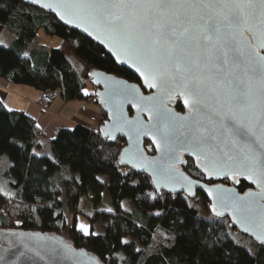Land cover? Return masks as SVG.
Wrapping results in <instances>:
<instances>
[{"label":"snow or ice","instance_id":"snow-or-ice-1","mask_svg":"<svg viewBox=\"0 0 264 264\" xmlns=\"http://www.w3.org/2000/svg\"><path fill=\"white\" fill-rule=\"evenodd\" d=\"M30 3L82 29L107 48L118 63L127 64L138 74L139 85L104 78L105 106H110L113 122L107 130L102 127L99 131L111 141H116V133L126 134L135 151L124 148L121 155L129 154L131 160L139 161L134 166L150 169L158 188L179 183L191 192L193 182L175 167L183 153L193 155L197 167L210 178L223 177L237 184L247 180L255 185L258 191L249 187L243 195L221 188L215 193L207 188L204 191L215 197L211 210L217 214L230 210L232 223L249 234L254 247L264 251V0ZM3 58L0 54V60ZM144 89L151 91L145 94ZM125 103L138 113H146L147 121L139 116L128 119ZM73 135L74 130H68L69 144ZM144 136L161 153L159 160L148 159L141 151L139 141ZM70 227L86 237L96 236L84 224ZM202 227H194L193 235ZM11 235L40 260L75 255L71 245L54 238L49 242L50 238L36 233ZM201 247L207 249L209 245ZM213 250L220 254L218 264H233L229 244ZM108 251H115V247ZM248 255L255 253L248 251ZM96 264L104 262L98 259Z\"/></svg>","mask_w":264,"mask_h":264},{"label":"trees","instance_id":"trees-1","mask_svg":"<svg viewBox=\"0 0 264 264\" xmlns=\"http://www.w3.org/2000/svg\"><path fill=\"white\" fill-rule=\"evenodd\" d=\"M3 30L13 40L9 48L0 46L4 54L0 79L40 93L37 104L42 110L56 97L65 102L94 100L90 72L140 84L101 48L27 0H0V33ZM39 33L59 40V45L41 44ZM86 89L93 95H84ZM99 120L101 129L106 122L102 112ZM68 130H74L70 144ZM124 146L123 140H108L82 125L56 129L46 140L34 119L9 111L0 100V166L4 157L8 161L0 172V229L54 237L66 232V244L86 250L104 264H218L220 254L213 249L223 244H229L233 264H264V251L237 232L229 216L215 217L201 192L195 191L193 198L157 193L147 176L125 168L119 160ZM144 148L148 155L154 154L149 142ZM183 171L206 185L214 184L191 160H186ZM220 184L232 186L228 180ZM235 188L242 194L249 187L241 182ZM104 193L112 212L98 210ZM83 200L86 212L81 210ZM80 221L100 233L86 237L70 227ZM196 226L203 227L193 235Z\"/></svg>","mask_w":264,"mask_h":264},{"label":"water","instance_id":"water-1","mask_svg":"<svg viewBox=\"0 0 264 264\" xmlns=\"http://www.w3.org/2000/svg\"><path fill=\"white\" fill-rule=\"evenodd\" d=\"M42 2H43V0H42ZM27 3L30 6H33L34 8H37V9H39V10H41V11H43V12H45V13L51 15V16H53L63 27H65V28H67V29H69V30H71L73 32H76V33H78L80 35H82L87 40H89L92 43H94L96 46L101 48L115 62L117 67L125 69L132 76H134L138 80V82L140 84H142V81L139 79L138 74L135 73V71L133 69L129 68L127 64L118 63L115 60V58L112 56V54L108 51V49L104 48V46L101 45L98 40H94L91 37H88L87 33L83 32L82 29H80V28H76L75 26L70 25V24H65L62 20L59 19L58 16H56L55 12H52L49 9L41 8L39 6V4L33 5V4L30 3V0H27ZM92 73L93 74L90 76V80H91V82L93 83V85H94V87L96 89L97 103L100 106L102 114L106 116V122L102 125V127L107 130L108 128H110V126H111L113 121L109 118L110 106H105L107 104V97H106L107 88L105 86V83L103 82L104 78L105 77H112V78H114L116 80H122V81H125V80L116 78L115 76L107 75V74L99 72V71H94ZM97 80H100L101 82L100 83H96L95 81H97ZM128 84H133V83H128ZM150 91L151 90L144 89L145 94H149ZM102 100L105 101V104L101 103ZM123 110H124L125 115L130 120L136 118L137 116H139V118L142 121H147V114L146 113H138L137 109L132 107L128 103H125L123 105ZM102 137L105 138L103 135H102ZM116 138L117 139H121V140L124 141V144H125L124 148H128L131 151H135L134 143L128 139V136L126 134H124V133H116ZM145 142H149L151 144V147L154 150V154L148 155L146 153L145 148H144V143ZM139 144H140L141 151L144 152L145 157H147L148 159H152V158H155L157 160L160 159L161 153H159V152H157L155 150V146L152 145L151 140L148 137H146V136L140 137ZM122 159H123V162H121ZM187 159H189L192 162H194L196 164V167H197L196 158L193 155H190L188 153H183L180 156V160H178L176 162L175 167L177 169H179V172L183 176L187 177L189 180H191L193 182V187H192L191 192H189V190L186 187L182 188L179 183L174 184V185L170 184L167 187H159L158 188L156 186V184H155V181H154V178L152 176V173H151L150 169H148V168H138V167L134 166V165H138L139 161L131 160L129 154H123V156H122L121 153H120V156H119L120 163L122 165H124L125 168H128L129 170H131V171H133V172H135L137 174H141V175L147 176L150 179L152 188L157 193L165 191V192H167L169 194H184V195H187L188 197L193 198L195 191H199L206 198V200L210 203V206L215 203V197L214 196H212V197L208 196L207 192L204 191L205 188L211 190L213 193H215L217 188L230 189V190H232L233 192H235L238 195H243V193L242 194L238 193L237 189L235 188V185L237 183H235L232 179H228V181H230L232 183V186H226V185L220 184V182L225 180L223 177L210 178L208 175H205L201 171V169L198 168V167H197V169L199 170L201 175L206 177L209 181H213L214 184L206 185V184H204L202 182H199V181L189 177L183 171V169L186 167V160ZM241 182H245L248 187L252 188L253 191H258V189L255 188V185L250 184L249 181L241 180ZM213 215L215 217H217V218H224L225 216H229L231 221L233 220L232 215H230V210H222V212L220 214H217V213L213 212ZM232 225H233V227L235 228V230L237 232H239L243 236H246V237H248V238H250L252 240V238L249 236V234L245 233L240 228V226L238 224H233L232 223ZM13 233H20V232L0 229V257L4 258L3 260H0V264H4L5 260H7L9 262V264H12V262H15V264H96V261L98 260L96 257L92 256L91 254H89L84 249H82V250L74 249L75 250V255L69 256V257H66V258L65 257L51 258V257L45 256L44 260H40L39 257L35 256L33 253L26 251L24 249V247L22 246V244L19 242V239L16 236L11 235ZM24 233H26V232H24ZM31 233H34V232H31ZM31 233H29V234H31ZM36 234H39V235H41L43 237L50 238L49 242H52V238H54L55 241H62L64 244H66L64 237H54V236H50V235L42 234V233H36ZM9 241H12L13 243L10 244ZM5 249H8V251H5ZM20 252H23L24 255H22V256L19 255ZM13 253H15V254H13ZM17 257H19V258H17Z\"/></svg>","mask_w":264,"mask_h":264},{"label":"rangeland","instance_id":"rangeland-1","mask_svg":"<svg viewBox=\"0 0 264 264\" xmlns=\"http://www.w3.org/2000/svg\"><path fill=\"white\" fill-rule=\"evenodd\" d=\"M39 38H40L41 44L48 45L49 41H51L54 44L53 46L54 48L59 45V40L48 39L44 37L42 33H39ZM12 40H13V37L11 33H9L7 30H3L0 33V46L1 47L6 46V48H9L11 46ZM3 83L5 84V82H3V80L0 79V89H2L3 92L6 90L8 94L4 102L5 108L7 109H11V107L24 108V109L27 108L29 109V111L32 108L36 109L35 106H37V104L35 100L39 98L40 93H38L37 91L29 87L16 86V85H11V84H8V91H7V88L3 89L4 88ZM85 92L88 93V95L86 96L93 95V92L90 89H86L84 91V95H85ZM51 109L52 110L57 109V111L62 110L63 111L62 116L68 118L69 120L71 119V121H75L74 122L75 125H82L93 131L100 130V126H99L100 120L97 121L96 117H99L100 119L101 109L98 103L96 102H94L93 104L88 103L86 100L65 102L60 97H56V99L54 100L51 106ZM7 162H8L7 158L4 157L2 159V163L0 166V172L2 170V167H4L5 163ZM100 179L101 181L106 183V180L104 178H100ZM109 209L111 211H109ZM81 210L84 212L89 210V208L86 205H84V200L81 202ZM98 210L104 211V212H112L109 200L106 196V193H104L103 195L102 204L100 205ZM79 224H84L85 226H87L82 221H80ZM95 233H100V230L96 228ZM62 236L64 238H67V233L64 232Z\"/></svg>","mask_w":264,"mask_h":264},{"label":"crops","instance_id":"crops-1","mask_svg":"<svg viewBox=\"0 0 264 264\" xmlns=\"http://www.w3.org/2000/svg\"><path fill=\"white\" fill-rule=\"evenodd\" d=\"M5 88H7V91H8V83L6 82L4 84L3 89ZM7 96L8 94L6 90L3 92V90L0 89V100L2 101L3 105H4V102ZM38 99L39 98L35 100L36 104H37ZM51 106L47 110H42L38 104L37 106H35L36 109L32 108L30 111L27 108L24 109V108H13V107H11L12 110L11 109H8V110L9 111H21V112L26 113L29 117H31L32 119L36 121L37 126L40 129L42 136L46 140H49L53 137V132L56 129H72L76 126L74 123L75 121H71V119L69 120L68 118L62 116V112H63L62 110L60 111H57V109L52 110ZM96 120L98 121L99 117H96Z\"/></svg>","mask_w":264,"mask_h":264},{"label":"built area","instance_id":"built-area-1","mask_svg":"<svg viewBox=\"0 0 264 264\" xmlns=\"http://www.w3.org/2000/svg\"><path fill=\"white\" fill-rule=\"evenodd\" d=\"M86 101L91 104L93 103V99H87Z\"/></svg>","mask_w":264,"mask_h":264},{"label":"bare ground","instance_id":"bare-ground-1","mask_svg":"<svg viewBox=\"0 0 264 264\" xmlns=\"http://www.w3.org/2000/svg\"><path fill=\"white\" fill-rule=\"evenodd\" d=\"M94 102H96V103H97V98H95V99L93 100V103H94ZM93 103H92V104H93Z\"/></svg>","mask_w":264,"mask_h":264},{"label":"flooded vegetation","instance_id":"flooded-vegetation-1","mask_svg":"<svg viewBox=\"0 0 264 264\" xmlns=\"http://www.w3.org/2000/svg\"><path fill=\"white\" fill-rule=\"evenodd\" d=\"M180 110H181V109H180ZM180 110H179V111H180ZM188 160H189V159H188Z\"/></svg>","mask_w":264,"mask_h":264}]
</instances>
